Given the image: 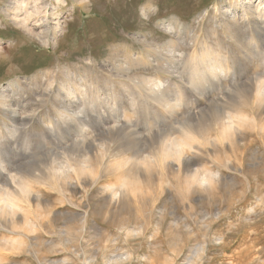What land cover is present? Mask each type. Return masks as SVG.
Wrapping results in <instances>:
<instances>
[{
  "label": "rangeland",
  "instance_id": "374dc122",
  "mask_svg": "<svg viewBox=\"0 0 264 264\" xmlns=\"http://www.w3.org/2000/svg\"><path fill=\"white\" fill-rule=\"evenodd\" d=\"M13 1L0 0V93L9 92L14 108L33 118L16 134L14 153L1 158L0 183L15 170L31 191L15 232L0 215L5 220L0 222V264H264V109L252 105L253 95V107L247 106L234 90L224 99L226 109L213 107L208 96L190 90V69L181 62L190 56L189 32L202 28L207 33L212 25L205 24L207 16L227 12L233 0H63L61 5L48 0L56 8L50 26L60 22L63 28L48 46L37 37L36 24L30 32L8 16ZM170 24L183 34L176 30L172 37L164 30ZM173 41L176 45L169 46ZM137 54L149 58L148 64L141 56L134 60ZM257 68L251 63L247 75ZM162 78L168 87L162 82L161 95L155 94L159 103L152 101L148 84ZM144 79L149 83L142 88ZM94 87L99 99L92 98ZM68 88L77 94L69 108L71 100L63 95ZM238 109L253 121L237 128L243 139L235 142L232 131L231 142H215L214 150L224 155L195 158L198 149H187L181 161L160 156L163 143L184 136L188 125L200 135L195 146L216 140L228 113ZM6 111L0 101L4 129ZM90 141L94 145L86 155ZM209 171L211 185L200 188L194 176ZM129 175L139 179L132 188L140 191L113 197Z\"/></svg>",
  "mask_w": 264,
  "mask_h": 264
},
{
  "label": "bare ground",
  "instance_id": "6f19581e",
  "mask_svg": "<svg viewBox=\"0 0 264 264\" xmlns=\"http://www.w3.org/2000/svg\"><path fill=\"white\" fill-rule=\"evenodd\" d=\"M53 1H55L58 5H61L63 0H53ZM74 1L77 2V3L80 2V4H84V3H86L87 0H74ZM62 4H64V3H62ZM230 4H231V6H230V9H228V10H231V11L227 10V12H226V10L224 11V9L223 10L221 9L223 12H226V13H223L219 9L216 14L214 13L212 15H208L207 16V18L205 19V24L210 25V23H212L210 30H208V28H207V33H206L205 29H202V28H201V30L198 33H194L195 30L193 31V34H192V32L188 31L190 33L189 34L190 35V38H189L190 39V41H189L190 43L188 42L189 45H190V49H191L190 56H189L188 59L186 58V59H183V61H181V62L184 63V65H182L183 63H180V65L184 66L183 67L184 69L185 68L187 70L190 69V71H189L190 72V78L187 80L188 82L190 81V84L186 82L187 85L189 84L188 86H190V90L201 94L200 95L201 97L208 96V99L213 104V105L211 104L213 107H214V104H215L218 107L222 108L223 110L226 109L227 108L226 107L227 103L224 101V99L225 98H232L234 96V97H238V98L239 97L244 98L245 99V102H244L245 104L246 103L249 104L250 101L254 100L252 105H254L255 107L260 108L259 110H262V109H264V0H233V2H231ZM51 5H53V4L49 3L48 0H14L11 3V7L10 8L8 7L10 9L9 11L13 12V14H12L13 16L12 15H8V16L11 17V19L13 20V22H15V24H18L19 26H21L24 29H27L28 31H30L29 28H30L31 24L32 25L36 24L35 26H37V28L40 27L39 29L41 30L37 34V37L40 40H42V42L45 43L48 46V44L51 41H54L56 39L57 33L61 32L63 30L62 24L60 22H57L56 26H55V24H53V26H55L53 28L50 26V25H52L50 23V21L52 20V18H50V15H54V12H56V8H54V9L50 8ZM53 7H55V6L53 5ZM33 22H35V23H33ZM205 24L203 26H205ZM178 27L170 24V25L167 26V29H164V30H167V33L172 34V37H173V34H174V32L176 30L177 31H179V30L181 31V29H179ZM30 32H32V31H30ZM181 32L183 34L184 30L181 31ZM178 33L181 35L180 32H178ZM177 34L175 35L176 37H177ZM247 34H249V36H247ZM178 38H181V36H178ZM177 40H179V39H177ZM185 40H184V38H182V41H185ZM212 40H213V42H212ZM214 40H215V42H214ZM179 41H181V40H179ZM201 42H202V44H201ZM170 43L171 44L169 46H172V45L175 44L174 41L170 42ZM200 44L202 45V50L199 52L198 51V47L201 46ZM173 47H175V46H173ZM175 50L176 49H174L173 51H175ZM164 51L166 52V49H164ZM168 52L170 54H172V52H170V51H168ZM175 52H176V55H177V51H175ZM180 54H182V53H180ZM132 55H133V53H132ZM132 55H131V57L134 56V55L133 56ZM136 56H138V58H136L134 60L137 61L140 58L139 56H141V55L137 54V55H135V57ZM168 56H166V57H168ZM173 56L175 57V54L171 55V58ZM135 57H133V58H135ZM182 57H184L183 54L180 56V60H181ZM133 58H131V59L133 60ZM163 58L165 59V57H163ZM240 58L243 60L242 62H241ZM140 59L139 60L142 61L145 65L148 64L149 58L141 56ZM132 60H130V61H132ZM166 60H167V58H166ZM170 60H167V62L170 61ZM173 60H176V59H173ZM177 60H176V62H178ZM180 60H179V62H180ZM154 61L155 60H153L152 62H154ZM132 62H134V61H132ZM171 62H172V60H171ZM171 62H169V63H171ZM253 62H254V64L256 63L258 68H257V70H252V72H251V70H249L250 72L247 75L248 66L251 63H253ZM159 63L161 64L162 61L160 60ZM130 64H133V63H130ZM135 64H134V66H135ZM149 64H150V62H149ZM155 64H158V63H155ZM165 66L167 67V65H165ZM125 67H127L128 70H129V68H131V67H128L127 64H126ZM156 67L159 70L160 69L161 70L164 69L163 66H161L159 68V66L156 65L154 68H156ZM254 67L256 68V66H254ZM127 68H125V70ZM171 68H173V67L171 66ZM121 70L123 71L122 67L119 70V72ZM163 72L165 73L164 70L162 71V73ZM169 72H171V71H168V73ZM177 72L178 71H176V73ZM120 73H122V72H120ZM125 74H127V73H124V77L126 76ZM117 75L115 77H117ZM121 75H122L121 78H124L123 74H121ZM121 75H118V76H121ZM167 76H165V77H167ZM171 76L174 77L175 75H171ZM178 76H180V74ZM175 77H177V75ZM85 78H86V76H85ZM167 78H169V77H167ZM170 78H172V77H170ZM82 79L84 80V78H82ZM163 79L164 78H162V80L156 79L155 82L153 80H150L151 83H152V81L154 83V84L153 83L152 84L151 83L148 84L149 85L148 90H150V92L152 93L151 95H155V94L156 95L157 94L161 95L160 93H161L162 90L160 92H159V90L162 87H160V86L165 82L164 80H166V79H164V80ZM181 80H182V78L180 79V81ZM52 81H50V82H52ZM143 81H145V79ZM143 81H141V84H140L142 86V88H143L142 84L147 85V83H149V80H146L145 83H142ZM239 81L244 83L243 85H241L240 88L236 87V83H238ZM138 82H140V81H138ZM166 82L168 83V81H166ZM81 83L82 82L80 81V86H82ZM223 83L224 84L228 83V85L225 87L223 85ZM251 83H254V84L251 85ZM88 84H91V87H93V83L89 82V83H87V85ZM165 85L166 84L164 83V87H166ZM52 86L53 85H51V87ZM237 86H238V84H237ZM239 86H240V84H239ZM75 87L77 88V87H79V85H77V86L75 85ZM137 87H139V86H137ZM183 87H185V86H183ZM79 88H81V87H79ZM83 88L85 89V87H83ZM89 88H90V85H89ZM144 88H145V86H144ZM156 88H159L158 91H157ZM47 89H49V87ZM47 89H46V91H47ZM78 89H77V93H80L81 91H80V89L78 91ZM84 89H82V90H84ZM95 89H96L95 87L93 88L94 91L92 89H89V90L93 91L94 95H96V96H92L93 95V93H92L91 96H92V98L96 97L95 99H99L98 98L99 94H97L98 91L96 92ZM139 89H141V88H139ZM164 89L165 88H163V90ZM50 90H52V89H50ZM89 90H88V93L89 92L91 93L92 91H89ZM181 90H182V88H180V92H181ZM232 90H234L233 92L235 93L233 96H231V94L229 93ZM164 91H167V90L165 89ZM164 91H163V93H164ZM57 92H59V91H57ZM63 92H64L63 95L65 96V100H64V97H62V98H63L64 101H66V99H70V98H73V97L77 96V94L75 93V90L74 89L72 90L71 88L70 89L69 88L65 89V90H63ZM85 92L86 91H84L83 93H85ZM182 92H181V94L184 95V91L183 90H182ZM226 92H228L229 94L226 93ZM52 93H53V90H52ZM7 94L3 93V91H2V93H0V96H1V100L0 101H1V103L3 105V109L4 108L7 109V111H6L7 115L3 114V117L5 116L7 118V122H6L7 128L4 129V128H1V126H0V164L3 163V162H1L2 159H3V156L6 155L4 153H7V151H8V154H11V155H12V153H14V150L16 148L14 146V142L13 141L17 139L16 134L20 132V130L22 129V126L24 124L26 126L29 123L27 121L30 118H33V117L29 116L30 113L28 115H25V112L21 113L20 111H18L17 108H14V103H13L14 99H13V97H11V96H9ZM54 94H56V93H53V96H54ZM81 94L82 93H80V96L82 97ZM148 94H150V93L148 92ZM220 94L223 95V97H224L223 99H222V96H220ZM47 95L49 96L50 93L49 94L47 93ZM151 95L149 97H145L144 95L143 96L145 97V99L147 98V99L150 100L151 98L154 97V96L151 97ZM156 95H155V98H153L154 100H152V101H155V99H157ZM164 95H166V94H163V96ZM252 95H253V98H252V100H250ZM43 96H44V94H43ZM43 96H41V97H43ZM146 96H148V95H146ZM213 96H215V97L213 98ZM161 97L162 96H159V98H161ZM54 98H56V96ZM88 98H89V96H88ZM46 99H47V96H46ZM74 99H76V98H74ZM74 99H72V100L70 99L71 100L70 103L67 101V103H68L67 104V108H69L70 106L72 107L71 104H73L72 101ZM101 99H103V98L101 97ZM43 100H44V98H43ZM56 100L58 101V98ZM164 100H165V98H164ZM90 101H92V100H90ZM156 101H158V99ZM179 101H180V103L182 102L181 98H180ZM84 102H85V100H84ZM162 102H164V101H162ZM43 103H44V101H43ZM106 103H107V101H106ZM75 104H78V103H75ZM170 104H171V102H170ZM245 104H244V106H245ZM62 105H64V103ZM83 105H84V103H83ZM86 105H88V104L85 103V105H84L85 107L83 106L84 109L86 107L88 109L89 105L88 106H86ZM94 105L91 104V106H94ZM177 105L179 106V104H177ZM249 105L252 106L251 102H250ZM79 106H81V105L79 104ZM79 106H78V109H79ZM173 106L174 105L171 104V107L169 106V109L170 108L171 109L174 108ZM75 107L76 106H74V108ZM94 107H96V106H94ZM23 108H21V109H23ZM34 108H38V107L35 106ZM71 109H69V110H71ZM232 110H234V109H232ZM66 111H67V109H66ZM69 114H71V113L69 112ZM234 115L231 114V113H228V116H227V118L225 120V122H227V123L223 124L222 131H220L221 134L219 133V135L216 138V140L212 141L211 139H203V141L204 140H206V141H204L203 143L199 142V145H197V146H195L194 143L196 142L195 141L196 139H199L200 135L197 138L196 137L197 132H196V134L193 132V131H196V130H194L195 128H193L192 126L188 125L187 127H185L183 129L185 131L184 134H183L184 136H182V137L179 136L181 138H174V139H176L174 141L170 140L169 142H171V143H169L168 141H166L167 143H163V146H161V149L159 151L160 156L162 157L163 160H166V161L167 160H172L174 162L175 161H181V159L184 157L185 151L187 149H191L190 152L192 150L196 151V149H198L196 151V153L193 152L194 154L192 156H194L195 158L198 157V156H201V158L203 156L204 157L205 156H207V157L211 156V152H213V154H215V155H217V154H223L224 155L223 152L219 153L220 151L219 152H218V150L215 151L216 150L215 149L216 145H218L215 142H218V143L220 142L221 143V142H223L222 140H227V142H231L230 140H228V138H230L232 136V134H231L232 131H233V137L235 138L234 141L237 142L238 139L240 140L242 138V135L240 133H239L240 135L236 134L237 128L239 126L240 127L241 126H245L246 122L250 123V121H253V120H251V118L249 116H247L245 114V112L244 113H243V111L240 112L239 109H238V113H236V114L234 113ZM63 117L64 116H62V118ZM60 118H61V116H60ZM77 119L79 120V118H77ZM1 120L2 119L0 117V123H1ZM72 120H75V119L72 118ZM19 125H21V128L19 127L20 129H18V127H17ZM49 125H48V127H49ZM55 125L57 126V124H55ZM2 126H4V124ZM45 126H47V125H45ZM29 127H30V125H29ZM24 128L26 129V127H24ZM108 128L109 129H114L113 126H110ZM122 128H124V127H121V129ZM5 130L8 131V136H10V139L8 138V136L6 138L7 133L5 134V132H6ZM24 131H27V129L24 130ZM5 140L6 141L12 140L10 144L13 143L14 147L12 145H10L9 146L10 149H8V150L5 149L4 150L3 146L5 144H7ZM227 142H224V144L225 143L227 144ZM93 145H94L93 141H90L89 144H88V147L90 148V150H88V152L85 151L86 155H87V153L89 154V152H91V149H92ZM209 146L210 147L212 146L211 150H210V148L207 149V147H209ZM212 148H213V150L214 149L215 150L212 151ZM197 152H198V154H197ZM86 157H88V156H86ZM195 163H197V162H195ZM194 165L195 164L192 162L190 166H194ZM12 169H14V168H12ZM2 171L3 170H1V172ZM5 171L7 172L8 170L5 169ZM9 172L11 173V170ZM15 172L16 171L14 170V173L6 174V175H8L6 177L7 180H5V182H3L4 181L3 180V181H1L3 183H0L2 185V186L0 185V191H2V193H0V215L4 216V217L6 216V218L9 219V220H7V223L9 225L8 227H10L11 231H14V232H15V229L17 228V226H18V223H17L18 220L17 219L20 218V216H18V214L23 209L22 203L26 202L27 199H29V197H30L29 194H30V191H31V189L29 188V184H28L29 181L28 180L26 181V179H25V180L20 181L21 183H19V180H20L19 173L16 174ZM197 173L198 172H196V174ZM200 173H198L196 177L194 176V179L196 181H194V180L193 181L194 182H198L199 187L200 186L201 187L205 186L207 188L212 183V178H211V175H210V173H212V172L211 171H209V173L205 172L206 174H203V173L200 174ZM124 179H125L123 181L124 183L122 184L123 190H120V192H118V193H114L115 192L114 191L113 192V195H114L113 197H118V198L120 197V199H121V197H124V196L126 197V195H127L126 193H133V192H135V190H138V188H136V189L132 188V186H133V184L135 182H139V179L137 177L129 175L128 177L125 176ZM130 185H131V189H130ZM11 187H14V190ZM15 188H18V190H20V193H21L20 195H16ZM139 191L140 190H138V192ZM129 195L130 194H128L127 197ZM199 195H200V193H199ZM113 200H114V198H113ZM1 221H5V220H0V222ZM8 221H10V222H8ZM26 223H29V222H26ZM10 233L14 234L13 232H10Z\"/></svg>",
  "mask_w": 264,
  "mask_h": 264
}]
</instances>
